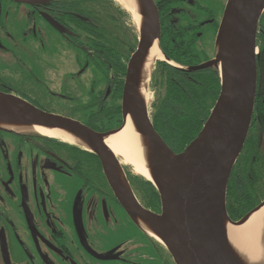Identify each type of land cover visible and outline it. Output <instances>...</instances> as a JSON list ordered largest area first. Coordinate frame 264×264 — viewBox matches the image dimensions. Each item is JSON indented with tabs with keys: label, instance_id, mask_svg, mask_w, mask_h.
<instances>
[{
	"label": "flooded vegetation",
	"instance_id": "obj_1",
	"mask_svg": "<svg viewBox=\"0 0 264 264\" xmlns=\"http://www.w3.org/2000/svg\"><path fill=\"white\" fill-rule=\"evenodd\" d=\"M153 2L164 60L154 63L145 102L156 132L181 154L190 144L168 142L155 114L204 110L217 94L216 104L219 71L194 69L215 59L226 6L222 0ZM123 8L115 0L34 7L0 0V93L100 135L119 131L129 67L141 42L138 23ZM204 42H213L210 54ZM256 57L254 114L233 183L248 176L254 192L262 193L243 218L264 201V15ZM67 142L0 131V264H175L167 248L129 217L100 157ZM121 167L138 203L160 215L155 187L132 167Z\"/></svg>",
	"mask_w": 264,
	"mask_h": 264
},
{
	"label": "water",
	"instance_id": "obj_2",
	"mask_svg": "<svg viewBox=\"0 0 264 264\" xmlns=\"http://www.w3.org/2000/svg\"><path fill=\"white\" fill-rule=\"evenodd\" d=\"M10 1L34 7L61 0ZM134 2L140 18L141 42L129 67L124 125L119 131L100 135L77 121L49 114L3 93H0V131L14 134L38 133L36 128L61 131L73 139L70 144L98 155L129 217L145 234L167 248L175 264H252L232 245L227 229L229 225L247 224L264 208V201L234 222L227 210V192L254 114L258 79L256 39L264 15V0L227 1L216 39V57L194 69H217L221 92L202 130L181 154L174 153L154 129L140 91L151 49L155 45L159 49L161 25L153 0ZM129 121L141 137L150 176V180L145 179L159 193L160 215L138 203L123 173L121 158L106 143L109 137L124 130ZM261 247L264 251V241ZM258 264H264V260Z\"/></svg>",
	"mask_w": 264,
	"mask_h": 264
},
{
	"label": "bare ground",
	"instance_id": "obj_3",
	"mask_svg": "<svg viewBox=\"0 0 264 264\" xmlns=\"http://www.w3.org/2000/svg\"><path fill=\"white\" fill-rule=\"evenodd\" d=\"M115 1L133 15V19H135L136 23H140V18L139 15H137L134 0ZM158 59L164 60L157 45H155L151 49L145 72H143L142 94L145 100L148 98L146 89L148 88L147 83L149 79V73L154 62ZM35 130L42 135L54 138H62L63 140L71 143L74 142L69 135L61 131L45 130L42 128H36ZM106 143L113 153L117 157L121 158V162L132 167L137 174L150 180L149 172L146 167L144 156L145 150L141 142V137L135 132L130 121L124 130L109 137ZM227 231L230 242L239 252L243 254L244 258L249 259L251 261L250 263L252 264L263 262L264 251L261 245L264 241V208L255 213L244 226L234 227L229 225Z\"/></svg>",
	"mask_w": 264,
	"mask_h": 264
},
{
	"label": "trees",
	"instance_id": "obj_4",
	"mask_svg": "<svg viewBox=\"0 0 264 264\" xmlns=\"http://www.w3.org/2000/svg\"><path fill=\"white\" fill-rule=\"evenodd\" d=\"M217 84V89L219 90L220 79L218 74L215 73ZM198 98L204 99V96H199ZM209 100V95H206ZM217 99V94L215 95L213 101L207 109L194 110V111H166L156 112L155 114V124L158 131L166 138V140L173 141L175 145L186 146L189 145L200 133L204 124L208 120L211 111L215 105ZM203 103L202 101H200ZM249 139V135H248ZM235 168L233 169L227 192V210L229 217L232 221L236 222L243 218V216L249 212L254 206L257 194L250 187V181H248L247 173L244 174V178L241 182L233 183L235 176ZM240 174L238 172L237 176ZM245 180V181H244ZM152 187H154L150 182H148ZM259 199V196H257ZM259 202V201H258Z\"/></svg>",
	"mask_w": 264,
	"mask_h": 264
},
{
	"label": "rangeland",
	"instance_id": "obj_5",
	"mask_svg": "<svg viewBox=\"0 0 264 264\" xmlns=\"http://www.w3.org/2000/svg\"><path fill=\"white\" fill-rule=\"evenodd\" d=\"M227 1H228V0H222L223 7L226 6V2H227ZM204 45L208 47V49H209V54H210V53L212 52V50H213V47H212L213 42H204Z\"/></svg>",
	"mask_w": 264,
	"mask_h": 264
}]
</instances>
